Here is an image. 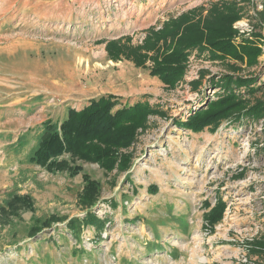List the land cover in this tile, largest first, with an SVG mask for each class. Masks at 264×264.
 I'll use <instances>...</instances> for the list:
<instances>
[{"label": "rangeland", "instance_id": "obj_1", "mask_svg": "<svg viewBox=\"0 0 264 264\" xmlns=\"http://www.w3.org/2000/svg\"><path fill=\"white\" fill-rule=\"evenodd\" d=\"M214 1L0 0V206L11 194L33 203L0 222V264H264L263 120H223L197 133L174 125L216 98L221 90L210 78L228 68L193 50L182 80L165 89L147 68L105 51L107 40L138 44L148 27L195 7L205 14ZM239 3L234 28L264 35V0ZM259 43L262 62L264 38ZM236 65L264 83L259 65ZM107 94L118 105L147 101L162 111L130 149L127 171L77 161L82 171L72 176L28 161L43 121L60 122L67 108ZM243 96L264 100V86ZM83 172L100 184L92 210L103 224L72 232L66 222L86 212ZM216 201L222 216L210 224ZM50 217L59 220L29 236L35 219Z\"/></svg>", "mask_w": 264, "mask_h": 264}, {"label": "trees", "instance_id": "obj_2", "mask_svg": "<svg viewBox=\"0 0 264 264\" xmlns=\"http://www.w3.org/2000/svg\"><path fill=\"white\" fill-rule=\"evenodd\" d=\"M239 1L216 0L209 4L205 14L201 7L189 9L159 26L148 27L138 44H132L128 36L107 40L105 51L112 61L124 59L135 67L147 68L149 75L157 77L165 89L175 88L182 80L193 50L198 54L207 52L210 60H218L228 68L216 80L214 76L210 78L213 86L221 91L215 99L190 112L185 120L174 121V125L193 133L205 128L214 129L223 120L234 123L243 119H249L251 123L263 120L264 126V100L250 101L243 96V92H256L264 83H258L253 75H239L240 67L236 65V62L247 67L259 65L264 72V59L258 60L262 55L259 42L264 35L255 31L247 37L234 28V22L242 13ZM259 21L262 24V20ZM199 84L200 81H193L192 86L197 88ZM159 114L162 111L147 101L118 105L112 94L93 98L80 109L67 108L66 116L60 122L43 121L28 161L48 172L67 171L72 176L82 171L77 161L96 163L106 173L125 172L132 163L130 149L140 132L149 126L150 116ZM82 178L84 183L78 199L86 212L82 218H71L66 222L72 232L91 225L100 229L103 224L92 210L99 202L100 184L84 172ZM149 189L156 191L154 186ZM32 208L29 195H8L0 206V222L9 223L11 216L19 217L21 211ZM223 208L224 204L216 201L212 215L207 216L210 224L221 218ZM49 219L59 220L54 217L43 221L35 219L29 228V236L50 227ZM259 244L264 247V242Z\"/></svg>", "mask_w": 264, "mask_h": 264}, {"label": "bare ground", "instance_id": "obj_3", "mask_svg": "<svg viewBox=\"0 0 264 264\" xmlns=\"http://www.w3.org/2000/svg\"><path fill=\"white\" fill-rule=\"evenodd\" d=\"M202 261H203V259H202Z\"/></svg>", "mask_w": 264, "mask_h": 264}]
</instances>
